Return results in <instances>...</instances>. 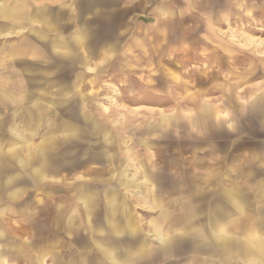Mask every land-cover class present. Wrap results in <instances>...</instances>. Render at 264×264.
I'll use <instances>...</instances> for the list:
<instances>
[{"label": "rangeland", "instance_id": "obj_1", "mask_svg": "<svg viewBox=\"0 0 264 264\" xmlns=\"http://www.w3.org/2000/svg\"><path fill=\"white\" fill-rule=\"evenodd\" d=\"M2 1L13 6L27 4L31 8L39 0H20L18 4L16 0ZM70 2L73 0H67ZM108 2L113 4L108 15L101 9L105 5L96 3V11L89 17L98 39L106 35L107 27L101 23L105 19L112 21L108 24L118 22L117 32L128 29L117 36L115 52L99 46L95 53H90L83 47L81 52L89 56L93 68L82 66L81 70H87L83 72L86 79L83 88L95 119L108 123L104 128L113 130L115 141L125 136V142L120 141L121 145L113 151L136 147L132 164L136 165L138 160L147 163L150 155V169L160 171V166H169V159L180 149L166 147L168 141L157 140L156 136H147L151 140L149 146L137 145L131 133L134 126L147 128L161 114L181 112L185 123L189 116L196 117L198 127L188 122L182 130L179 122L174 128L176 136H185L192 143L181 151V157L197 158L200 163L194 170L204 176L220 166L224 187H237L248 199L245 208L237 213V223L243 225L264 205L260 193L264 188V165L256 157L264 146V130L251 127L254 115L249 106L251 100L264 93V47L250 43L264 40V0ZM22 11L24 14L25 10ZM65 14L68 20L73 11L66 10ZM81 14L82 18L86 16ZM69 22L64 32H47L38 21L33 26L15 27L9 19L0 17V70L6 63L3 57L15 52L10 59L12 82L19 89L27 86L35 94H45L39 81L28 84L29 79L42 74L41 61L39 70L33 67L37 58L31 50V41L37 35L48 46L50 35L72 37L74 25L73 21ZM44 52L48 56L49 52L45 49ZM38 55L43 56L42 52ZM169 70H175L178 78H172ZM52 97L48 95L41 101L54 110ZM233 97L234 103L229 104L228 99ZM204 104L214 107L209 126L198 119ZM1 129L11 133L0 139V147L13 149L0 154V264H106L104 259H98L96 252L90 251L92 237L88 227L96 221V214L91 213L102 212L104 224L105 211H121L124 204L135 218L138 235L147 242L146 256L130 264H211L204 254L183 252L181 243L187 237L183 227L169 228L172 221L181 219L186 209L179 201L188 199H184L182 188H177L172 196L166 194L165 201L158 203H145L142 194L127 191L124 186L117 188L124 204L97 196L116 184L115 181L119 182L123 173L115 156L112 175L107 174L105 163L111 162L110 151L101 149L100 154L91 155L86 146L90 141L89 124L81 130L71 126L59 129L46 118H28L13 124L0 123ZM94 141L100 147L106 143L104 138ZM203 154L208 160H201ZM233 160L236 163L230 170ZM95 163L102 168L96 171L94 168L99 165ZM103 181L114 183L104 185ZM199 182L198 178L188 179L185 185H202ZM154 221L163 223L164 230L176 242L173 252L159 250L162 245L153 234ZM196 225L192 221L187 229L190 231ZM239 264L259 263L240 259Z\"/></svg>", "mask_w": 264, "mask_h": 264}, {"label": "crops", "instance_id": "obj_2", "mask_svg": "<svg viewBox=\"0 0 264 264\" xmlns=\"http://www.w3.org/2000/svg\"><path fill=\"white\" fill-rule=\"evenodd\" d=\"M18 1L20 0H16V4H18ZM98 1L94 3L88 0H73V2L67 3V0H39L36 6L30 8L27 4L25 6H13L0 0V17L9 19L11 26H33L38 21L47 32H64L66 26L70 23L69 20L73 21L74 25L72 37L50 35L47 39L48 46L43 44L45 41L41 42L42 37L34 35L32 38L31 50L37 58V63L33 67L38 70L42 68V74L38 75L39 78L29 79L28 84L39 81L44 85L45 94H35L27 86L24 89H19L17 84L12 82L14 77H12L13 71L10 70L12 69L10 59L14 58L12 56L15 52L3 57L6 63L3 65V69L0 70V123L13 124L21 119L46 118L48 121H53L59 129L71 126L74 130H81L85 124H89L91 128L90 141L88 144L85 143L89 147L91 155L100 154L101 149H105L107 153L110 151L111 162L106 161L107 163H105L107 174L112 175L115 156L116 164L120 166L123 173L119 182L115 181L116 184L110 188L108 187V189H103L105 192H98V197H105L110 201H121L124 204L125 200L119 197L120 191L117 190L120 186H124L127 191L134 190L140 195L142 194L145 203L149 201L158 203L159 201H165L164 196L166 194L172 196L180 187L182 189H179L184 192V199L188 198L187 200H179L186 209L181 214V219L172 221L169 228L181 226L185 229L184 233L187 234V237L181 243L184 253L204 254L205 259L212 261L211 264H230V262L231 264H239L240 259L264 264V223L260 222L264 220V205L258 210V214L251 217L249 221L244 222L243 225H239L237 223L239 218L237 213L245 208L243 205L248 201L245 194L241 193L237 187L230 189L224 187L225 179L221 176L220 166L214 167L213 172L208 176H204L197 174L194 170L200 163L197 158L190 160L181 157V151L188 148L192 143L185 136H176L174 128H177L179 122L181 125L178 127L182 130L186 128L188 122L190 125L198 127L196 117L189 116L188 119L186 118L185 123L181 120L183 118L181 112L161 114L157 121L148 124L147 128L140 129L139 126H134L131 133H133L137 145L149 146L151 140L147 136H156L155 139L157 140L164 139L168 141L169 144L167 143L166 147L170 149L178 147L180 149L174 157L169 159L171 161L169 166L165 164L160 166V171L150 169L149 164L152 161L150 155L147 163L138 160V162H135L136 165L132 164V161H135L136 158V147L127 148L123 152H120L119 149L113 151L117 145H121L120 141L125 142V136L118 137L120 141H115L113 130L107 127L104 128V124L106 126L108 123L95 119L88 108L87 100L89 98L83 88L86 83L83 72L87 70H81V68L82 66L86 68L93 67L89 65V56L82 53L81 49L84 47L86 51L95 53L100 46L101 49L115 52L118 44L117 36L123 35L128 28L117 32L118 22L114 21V23L108 24L112 21L105 19V22L101 23H104L107 27L106 35H103V39H98L99 35L94 31L89 18L95 10L94 5L96 3L105 5L102 8L100 7L106 11L105 15H108L107 12L113 9V4L108 0ZM22 10H25L24 14ZM66 10L73 11L72 18L70 17L68 20L65 14ZM76 10L79 13L76 14ZM81 13L86 14V16L82 18L83 14ZM98 23L100 24V22ZM76 26L79 29H76ZM35 34L37 33L35 32ZM250 43L254 46L263 45L264 47V40L256 39ZM27 45L23 44V47H28ZM44 49L49 52L48 56ZM41 52L43 56L38 55ZM60 52L61 54H59ZM40 61L42 66L38 68ZM67 67L71 70H66ZM169 71L172 78H178L175 70ZM50 86H54L56 89L53 91ZM48 95H53L52 99L54 100L51 101L53 107H55L54 110L50 108V105L41 101V99L47 98ZM65 96H68V98ZM228 101L229 104L234 103V97L229 98ZM249 106L251 113L256 117L254 118L252 115L251 127L253 129L259 127L264 130V93L251 100ZM213 111V106L204 104L202 114L198 119L209 126V117ZM170 126L173 128L170 129ZM10 133L1 129L0 139H4ZM103 138L106 139L104 146L95 145L94 140H102ZM109 140L111 141L110 145ZM12 149L13 147H0V154H7ZM206 157L203 154L201 160H208ZM256 157L264 165V146ZM232 162L229 166L230 170L234 169L236 163L235 160ZM98 165L99 167L94 168L96 171L102 168L100 164ZM131 167L132 171H129ZM1 169L2 166L0 165ZM190 169H192V172L189 171ZM175 173L182 174V176L177 177ZM195 178L200 179L199 183H202V185H193L192 187L185 185L188 179L193 180ZM210 182L213 186L208 188L207 185ZM103 183L106 185L114 182L103 181ZM260 193L264 197V188L261 189ZM171 199L172 197L168 201L171 202ZM94 213L96 214V221H93L88 227V233L92 237L90 251L96 252L98 259H104L106 264H130L133 260L146 256L144 252L147 244L146 239L138 235V228L134 225L135 218H133L131 212L126 210L125 204L122 210L118 212L107 209L104 224L101 221L102 212L96 211L91 214ZM192 221L198 223V225L189 231L187 228L192 225ZM163 226V223L154 221L152 231L162 245L159 250L162 253H171L175 250L177 244H174L176 242L170 238ZM234 234H238V236Z\"/></svg>", "mask_w": 264, "mask_h": 264}, {"label": "water", "instance_id": "obj_3", "mask_svg": "<svg viewBox=\"0 0 264 264\" xmlns=\"http://www.w3.org/2000/svg\"><path fill=\"white\" fill-rule=\"evenodd\" d=\"M142 17V19H144V20H148L147 18H145L144 16H141Z\"/></svg>", "mask_w": 264, "mask_h": 264}]
</instances>
